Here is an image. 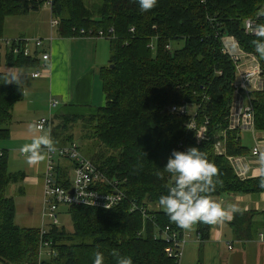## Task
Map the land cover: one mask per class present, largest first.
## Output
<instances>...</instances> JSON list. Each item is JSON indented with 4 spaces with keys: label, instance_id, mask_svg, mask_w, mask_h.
Here are the masks:
<instances>
[{
    "label": "trees",
    "instance_id": "trees-1",
    "mask_svg": "<svg viewBox=\"0 0 264 264\" xmlns=\"http://www.w3.org/2000/svg\"><path fill=\"white\" fill-rule=\"evenodd\" d=\"M45 0H0V36L9 17L38 10ZM51 14L61 36L79 30H99L110 44L108 63L101 69L105 104L96 115L83 117L91 135L106 147L94 164L109 178H116L130 197L147 206L150 219L130 212L126 201L110 210L69 206L72 231L50 225L45 238L55 255L43 264H93L94 253L104 254L105 264H116L117 255L131 256L133 264H178L168 257L160 231L175 227L158 200L166 194L171 174L164 170L171 152L186 141L205 152L218 169L211 195L263 192L261 177L239 179L228 160L214 152L215 133L226 126L233 93L235 66L223 52L222 36H232L238 46L255 54L257 39L244 30V20L264 24V0H158L149 11H141L136 0H52ZM133 28V31H130ZM86 36V35H83ZM96 37V36H95ZM182 42L179 47L175 44ZM258 58V57H257ZM264 74V59H259ZM40 60L0 50V140L10 135L14 104L23 89L13 83L2 66L38 69ZM190 103L196 123L208 119L206 140L199 143L195 131L187 130L188 117L167 112L170 105ZM255 129L264 131V91L251 94ZM69 119L65 117L62 123ZM78 120V119H77ZM67 124L51 130L53 140L64 137ZM240 132L225 134L226 153L242 155ZM57 144V143H55ZM21 180L8 171L7 151L0 155V262L38 264V228L15 225V203L7 191ZM66 187L69 182L60 183ZM211 224L197 223L201 242L208 238Z\"/></svg>",
    "mask_w": 264,
    "mask_h": 264
},
{
    "label": "crops",
    "instance_id": "crops-1",
    "mask_svg": "<svg viewBox=\"0 0 264 264\" xmlns=\"http://www.w3.org/2000/svg\"><path fill=\"white\" fill-rule=\"evenodd\" d=\"M43 7L45 6L42 5L41 8ZM31 12L15 17L25 18L23 16ZM9 18L5 21L3 36L43 38L47 41L43 44V48L49 53V59L42 62L45 67L40 69L41 75L37 78L31 76L36 70L34 68L2 66V71L13 83L22 87L24 92L23 98L14 104L10 134L12 135V130L17 133L16 135L28 133L29 125L34 126L41 116L51 115L52 129H54L58 124L63 125L68 120V123H75L79 118L96 115L98 109L105 104L101 69L108 63L109 41L83 35L61 36L58 33V26L53 27L55 29L53 34L50 28L51 17L46 18L45 23L48 26L44 30H39L38 27L34 30L33 25L26 29L20 27L8 29ZM50 98L59 101L51 110L48 106ZM65 117L69 119L62 123ZM34 131L38 135L42 132L35 127L30 132ZM243 132L239 134L241 145L246 148L242 155H246L253 164L248 177H260L259 160L253 157L250 151L255 144H258L264 156V131ZM54 143L62 145L68 142L55 139ZM45 168L46 159L38 164L26 166L23 172L10 171L21 175V180L11 186H17L18 198L28 203L27 209H24L20 216L17 210V198L14 194H8L14 199V223L18 227L40 226ZM72 178L70 163L61 160L57 169L58 181L60 183L67 181L71 184ZM212 197L228 211L225 219L210 225L208 238L201 242V247H204L203 264H264V191L244 194L225 193ZM30 203L34 204L30 206ZM232 208L236 211L233 212ZM32 212L33 216L37 217L36 221L35 218H29L28 214ZM195 228L196 224L190 232L195 234ZM0 264L6 263L0 262Z\"/></svg>",
    "mask_w": 264,
    "mask_h": 264
},
{
    "label": "built area",
    "instance_id": "built-area-1",
    "mask_svg": "<svg viewBox=\"0 0 264 264\" xmlns=\"http://www.w3.org/2000/svg\"><path fill=\"white\" fill-rule=\"evenodd\" d=\"M43 5L52 9V0H45ZM59 21L56 17L50 18V28L57 27ZM254 19L247 18L244 20V30L248 34H252L255 26ZM130 28V31H133ZM79 34L90 37L106 38L113 34V29L108 30L105 35L99 30L97 34H91V31L79 30ZM253 35V34H252ZM223 52L227 53L235 66L234 80L232 83L233 93L231 102L226 116V126L215 133L216 140L213 144L214 152L217 155H223L229 162L235 175L244 180L248 178V173L252 170V163L246 155H228L225 146V134L230 130H238L239 132H255V112L251 102V94L254 91H264V74L260 66L257 56L251 52L242 50L236 40L232 36H222ZM44 40L41 38L27 37H5L0 36V50H8L15 55H23L25 57L35 55L40 60L39 68L31 73L33 78L41 75V68L45 65L42 63L49 59V53L43 48ZM59 101L50 98L48 102L49 109L56 107ZM167 112L178 116L188 117L186 123L187 130L195 131L196 142L208 138L207 125L208 119L205 118L199 125L196 123L197 110L187 102L180 105H170L166 108ZM50 113V112H49ZM35 129L38 131L52 130L51 115L41 116L35 122ZM181 151L187 150L190 145L186 141L178 143ZM0 150V155L2 154ZM28 156L26 153H21ZM250 154L259 160V170L264 168V156L262 155L259 145L255 144ZM57 155L58 158H55ZM61 160L70 163L72 169V182L64 187L57 179L58 164ZM174 177L171 176L170 183ZM72 191V192H71ZM42 207H41V223L39 230L38 245V264H43L42 255L46 258L55 255V251L51 249V242L45 238L50 225H58V207L59 205L69 206H89L102 210H110L126 201L129 204L130 212H139L143 218L150 219L148 210L152 209L148 204L139 203L135 197L128 196L121 188L120 182L116 178L107 177L92 161L87 159L80 151L77 142H68L62 145L55 144V151L46 153V168L43 175L42 183ZM159 205H157V209ZM197 240L201 242V237L195 228ZM161 237L164 239L166 246L164 252L168 257L176 259L177 262L183 254L184 246L187 238L190 237L189 231L166 225L160 231ZM44 251V253H43Z\"/></svg>",
    "mask_w": 264,
    "mask_h": 264
},
{
    "label": "clouds",
    "instance_id": "clouds-1",
    "mask_svg": "<svg viewBox=\"0 0 264 264\" xmlns=\"http://www.w3.org/2000/svg\"><path fill=\"white\" fill-rule=\"evenodd\" d=\"M141 11L154 8L158 0H136ZM252 34L255 55L264 59V24H256ZM35 126L29 125L32 131ZM21 153L28 154L27 162L38 164L46 159V153L55 151L51 129L35 135L30 143L24 144ZM164 170L174 177L167 186L166 194L159 197L158 203L169 220L180 228L190 230L197 223L215 224L227 217V209L215 200L211 193L215 189L218 169L207 154L197 147H188L185 151L173 150L167 159ZM261 187H264V168L259 172ZM232 211H236L232 208ZM93 264H105L101 251L94 253ZM116 264H133L131 256L117 255Z\"/></svg>",
    "mask_w": 264,
    "mask_h": 264
},
{
    "label": "rangeland",
    "instance_id": "rangeland-1",
    "mask_svg": "<svg viewBox=\"0 0 264 264\" xmlns=\"http://www.w3.org/2000/svg\"><path fill=\"white\" fill-rule=\"evenodd\" d=\"M25 18L21 17H11L9 18L7 27L8 29L20 27L22 29H26L27 27H30L31 25L34 26V30H44L48 24L45 23L46 18L55 17L51 14L49 9L47 7H43L41 9H38L37 11H32L27 16H23ZM38 25V26H36ZM49 28V27H48ZM52 33L55 34V29L52 28ZM42 32V31H41ZM40 32V33H41ZM38 37V36H37ZM28 38V37H27ZM40 38V37H38ZM43 39V38H41ZM106 39V38H103ZM44 43H45V39ZM47 42V41H46ZM107 42V40H106ZM108 43V42H107ZM177 46H181L182 42H179L175 44ZM69 120L66 122L68 123ZM73 123V122H70ZM67 124V131L63 132L64 137H71V140L69 141H76L77 144L80 147L81 153L90 161L94 162V159L97 155H107L109 152L107 151L106 147L102 145L96 137L91 135L92 130L90 129L89 122H85L83 118H79L75 123L73 124ZM59 125V124H58ZM243 132V131H242ZM241 133V132H240ZM15 131L12 130V135L10 134L8 138L0 140V150L7 151L8 155V170L9 171H21L25 169L26 166L30 165V163L27 162V156H23L20 152V148L26 144L30 143L32 138L35 135H38L35 131L34 132H28L22 134H18ZM26 134V135H25ZM244 134V132L242 133ZM245 139H243L244 141ZM55 158H58L57 155H55ZM71 176V173H70ZM17 186H11L9 187V190L7 191L8 194H14L15 198H17V204H18V213L21 216L22 211L24 209H27L26 200H21L18 198V192H16ZM15 189V191H14ZM221 195V194H220ZM34 203H30V206ZM157 205L155 207L157 208ZM151 208L153 207L152 204L150 205ZM29 218H35L33 216V212L30 214ZM37 220V217L34 221ZM58 226L64 227L67 231H72V221L70 214L67 212V207L65 205H59L58 207ZM19 222V221H18ZM33 222V221H32ZM192 229V228H191ZM189 231L190 237L187 238V243L184 246L183 254L180 258V261L178 264H200L204 262V247H201V242L196 240V235ZM44 253V251H43ZM50 258V257H48ZM43 260H47V258L42 255ZM7 264V263H6Z\"/></svg>",
    "mask_w": 264,
    "mask_h": 264
},
{
    "label": "water",
    "instance_id": "water-1",
    "mask_svg": "<svg viewBox=\"0 0 264 264\" xmlns=\"http://www.w3.org/2000/svg\"><path fill=\"white\" fill-rule=\"evenodd\" d=\"M72 192V191H71Z\"/></svg>",
    "mask_w": 264,
    "mask_h": 264
}]
</instances>
